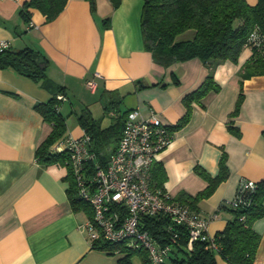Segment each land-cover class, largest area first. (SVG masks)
<instances>
[{
	"label": "crops",
	"instance_id": "1",
	"mask_svg": "<svg viewBox=\"0 0 264 264\" xmlns=\"http://www.w3.org/2000/svg\"><path fill=\"white\" fill-rule=\"evenodd\" d=\"M27 1L0 0V39L9 40L11 49L39 50L46 58L49 85L11 67L0 68V264H119L121 254L91 247L84 227L87 215L74 210L68 198L67 167L36 159L35 149L51 125L33 105L48 101L62 86L59 112L66 136L84 133L77 116L88 109L101 127L115 124L113 139L132 108L174 126L185 112L183 97L202 83L209 69L198 57L166 68L152 60L141 33L143 0H120L117 6L95 0L93 10L87 0H67L48 22L36 8H29L25 17L21 8ZM250 54L246 47L236 62L215 64L212 74L219 89L192 103L188 121L172 131L157 156L166 174L163 189L175 197L180 191L195 195L203 190L208 182L196 166L214 176L225 155L227 177L195 205L200 215L210 217L211 236L230 218L229 201L240 180L264 178V74L243 79L240 74ZM90 77L96 83L93 92L85 86ZM79 89L92 96L75 99ZM72 99L79 100L78 106ZM104 115L110 116L108 122ZM252 227L260 234L253 264H264V216ZM215 260L230 264L218 254ZM130 264L143 263L134 254Z\"/></svg>",
	"mask_w": 264,
	"mask_h": 264
},
{
	"label": "trees",
	"instance_id": "2",
	"mask_svg": "<svg viewBox=\"0 0 264 264\" xmlns=\"http://www.w3.org/2000/svg\"><path fill=\"white\" fill-rule=\"evenodd\" d=\"M87 1L93 10L95 0ZM119 1L111 0L113 6H117ZM66 2L67 0H28L22 5L21 12L29 18V8H36L48 22L64 9ZM140 26L144 48L150 52L156 64L166 68L175 62L198 57L209 69L202 83L183 97L185 112L174 126H168L171 133L188 121L193 102H199L209 91L219 89L212 74L216 63L224 60L236 62L243 49L249 47L251 54L242 65L241 79L264 74V0H256L253 4L247 0H143ZM189 30L192 33L180 38L181 34ZM45 63V56L33 47L0 50V68L11 67L19 74L47 87L49 80L45 73ZM173 81L177 82L176 78ZM63 88L58 86L48 101L33 105L44 121L51 125L49 134L36 147L35 157L45 165L58 163L67 167L64 178L69 183L67 194L70 204L76 211H85L87 218L91 219V208L78 195L77 182L69 165V154L66 150L57 151L53 148L55 143L67 137L66 123L59 112L61 100L56 97ZM237 106L238 103L236 108ZM77 121L90 137V148L97 162L105 166L113 150L107 155L99 152V149L111 139L112 133L116 134L115 124L101 127L88 109L77 116ZM230 129L234 130L231 126ZM120 133L113 138L116 144ZM196 171L208 185L195 195L180 191L175 197H171L194 212H197L196 203L207 197L227 177L225 155L220 158L216 175H210L199 166H196ZM165 179L163 167L155 161L150 169V185L155 190L164 192ZM230 211L231 216L222 231L213 235L215 247H211L209 241L200 239L194 240L191 247H188L187 227L173 223L163 215L142 216L139 224L159 243L170 245L168 258L163 264H216L217 254L230 264H253L260 234L253 229L252 223L264 216V178L256 181L253 189L245 191L240 202L230 204ZM91 247L109 254H121L119 264H130V257L134 254L140 256L143 264H150L145 250L130 249L123 241L112 242L100 236L93 240Z\"/></svg>",
	"mask_w": 264,
	"mask_h": 264
},
{
	"label": "built area",
	"instance_id": "3",
	"mask_svg": "<svg viewBox=\"0 0 264 264\" xmlns=\"http://www.w3.org/2000/svg\"><path fill=\"white\" fill-rule=\"evenodd\" d=\"M7 48L10 41L0 39V50ZM85 86L93 92L94 78L86 79ZM56 97L64 99L61 93ZM171 138L168 125L157 115L144 116L138 108H132L124 117L119 139L105 166L97 162L86 133L70 135L55 143V150H66L69 154L78 195L91 208L92 218L84 224L90 243L100 236L112 242L123 241L130 249L145 250L150 264H163L170 245L159 243L139 224L142 216L163 215L187 227L188 247L196 239L207 240L215 247L213 236L207 231L210 217L190 210L187 205L172 200L168 192H159L150 185V169ZM255 182L240 180L229 203L240 202L245 191L255 187Z\"/></svg>",
	"mask_w": 264,
	"mask_h": 264
},
{
	"label": "rangeland",
	"instance_id": "4",
	"mask_svg": "<svg viewBox=\"0 0 264 264\" xmlns=\"http://www.w3.org/2000/svg\"><path fill=\"white\" fill-rule=\"evenodd\" d=\"M190 33H192V30H189V31H187V32H185V33H183V34H181L180 35V38H185V37H187ZM87 88V87H86ZM87 90L88 91H90L88 88H87ZM87 90H84V89H79V90H77V93H76V97H75V99L76 98H78L77 96H84V95H86V96H92V94H90ZM75 99H72V100H75ZM75 103H76V106H78V103H79V100H75L74 101ZM104 117L106 118V122H108L109 120H110V116H108V115H104ZM70 119H73V117H71ZM69 118H68V120H70ZM114 144V141H113V139H110V140H108V142L106 143V145L105 146H103V147H101L100 149H99V152H101V153H104V154H109L110 153V151H111V148H112V145Z\"/></svg>",
	"mask_w": 264,
	"mask_h": 264
}]
</instances>
